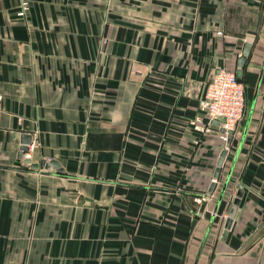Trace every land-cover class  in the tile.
Masks as SVG:
<instances>
[{
    "label": "crops",
    "instance_id": "1",
    "mask_svg": "<svg viewBox=\"0 0 264 264\" xmlns=\"http://www.w3.org/2000/svg\"><path fill=\"white\" fill-rule=\"evenodd\" d=\"M28 1L0 0V264H264V0ZM246 42L226 143L199 101Z\"/></svg>",
    "mask_w": 264,
    "mask_h": 264
},
{
    "label": "built area",
    "instance_id": "2",
    "mask_svg": "<svg viewBox=\"0 0 264 264\" xmlns=\"http://www.w3.org/2000/svg\"><path fill=\"white\" fill-rule=\"evenodd\" d=\"M29 9L28 0H20V5L16 11V15L25 17ZM244 84L236 76L235 70L221 68L206 83L204 94L199 101V110L206 117L207 122L203 130H210L213 127L212 121H218L221 127L220 137L227 140L229 132H233L242 119L244 114ZM191 123L198 128L202 121L200 116H196ZM227 150V145L224 146ZM205 200L204 196L196 198L197 202Z\"/></svg>",
    "mask_w": 264,
    "mask_h": 264
},
{
    "label": "water",
    "instance_id": "3",
    "mask_svg": "<svg viewBox=\"0 0 264 264\" xmlns=\"http://www.w3.org/2000/svg\"><path fill=\"white\" fill-rule=\"evenodd\" d=\"M249 49H250V43L246 42V43L244 44V47H243L242 53H241V55H240L239 58H238V63H237V64H238V69L235 71L236 76H237L238 78H241V73H242L241 67L243 66V64H244V62H245V57L248 55ZM258 85H259V81H258L257 86H256V88H255V94H256V92H257V90H258ZM248 122H249V121L247 120L246 125H245L244 130H243V133L246 132V129H247V126H248ZM222 130H223V129H222ZM231 133H232V132H229V135L227 136L226 143H228V142L231 140ZM31 140H32V139H31V136H30V135H23V136L21 137V144H22V145H21V147H20V153H19V156H21V154L23 153V151L28 150V145L31 143ZM241 142H242V141H241ZM241 142H240V144H239V146H238V149H237V151H236V153H235V155H234V157H233V161H232V163H231V165H230V168H229V170H228V172H227V174H226V176H225V179H224V182H223V185H222V189H221L220 194H219V197H218L217 205H216V207H215V211H216L217 206H218V203L220 202L221 197H222V195H223V193H224V191H225L226 185H227V183H228V181H229V178H230V175H231V172H232V168H233L234 163H235V160H236V158H237V155H238V151H239V148H240ZM225 154H226V149L224 148V149L221 151V153H220V155H219V157H218V160H217V165H216V169H215V172H214V177H215V178L218 177V174H219V171H220V166H221V164H222V161H223V158H224ZM25 161L28 162V163H30V159H25ZM38 165H40V166H44V167H48L49 165H52L53 167H56V166H57V163H56L55 161H50L49 163H45L44 161H40L39 163H32L31 166L36 167V166H38ZM213 187H214V182H212V183L210 184L209 191H212ZM239 187H240V186H239ZM241 195H242V190H241V187H240V188L237 190V192H236V194H235V197H234V199H233V203H232V205L230 206V208H229V210H228L227 218H226L225 223H224V229H223V231H222V235H221V236H222V239L225 238V236H226V234H227V230H228V228H229L230 225H231V222H232L233 217L235 216V213H236L237 206H238V203H239V200H240ZM213 218H214V215H211V217L209 218V221H208V225H207L206 231H205V233H204V235H203V237H202V239H201V241H200V245H199V248H198L197 253H196V258L198 257V255H199V253H200V250H201L202 245H203V243H204V241H205L206 235H207V233H208V231H209V228H210V226H211V223H212V221H213Z\"/></svg>",
    "mask_w": 264,
    "mask_h": 264
}]
</instances>
